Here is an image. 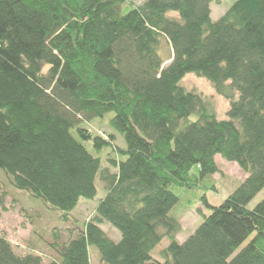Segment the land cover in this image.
Listing matches in <instances>:
<instances>
[{
  "label": "trees",
  "instance_id": "1",
  "mask_svg": "<svg viewBox=\"0 0 264 264\" xmlns=\"http://www.w3.org/2000/svg\"><path fill=\"white\" fill-rule=\"evenodd\" d=\"M215 2L0 0V170L9 186L65 221L95 198L99 175L108 189L82 230L62 240L54 228L48 264H93L90 246L98 264H264V198L248 207L264 189V0H237L214 22ZM189 73L230 101L227 119L182 84ZM109 113L114 132L87 126ZM108 147L105 167L98 155ZM218 154L247 177L220 205L205 197L211 213L180 243L179 192L218 173ZM9 196L0 181L1 211ZM0 264L45 262L1 233Z\"/></svg>",
  "mask_w": 264,
  "mask_h": 264
},
{
  "label": "rangeland",
  "instance_id": "2",
  "mask_svg": "<svg viewBox=\"0 0 264 264\" xmlns=\"http://www.w3.org/2000/svg\"><path fill=\"white\" fill-rule=\"evenodd\" d=\"M145 0H132L133 4H142ZM237 0H218L211 4L212 20L218 21L226 14L229 8ZM177 15V14H174ZM165 48L167 49L166 45ZM163 54L165 52L163 51ZM168 54V50H167ZM182 84L188 90H194L201 93L209 102L210 107L216 112L218 118L227 119L230 101L218 94L212 83L206 78H200L194 73H189L183 79ZM113 113H109L104 117H96L90 122L85 119L87 126L101 132L106 136L107 132L113 131L109 127V120ZM197 116L194 114L192 120ZM102 127V128H99ZM114 132V131H113ZM115 145L125 147L123 137L119 133H115ZM89 150L96 154L91 143H86ZM111 147L105 148L98 156L101 157L103 166L108 167L107 155L111 153ZM216 162L219 167V172L212 177L207 178L198 187L179 192L180 202L173 212L182 223V231L178 234L177 240L180 243L185 242L192 235L201 222L204 216L211 213V208L208 206H217L226 200L238 186L246 179L247 174L240 166L233 161H229L220 154L216 156ZM111 172H116L115 168H111ZM198 172V169H195ZM3 170H0V181L4 183L10 196L7 198V211L0 210V234L5 233L11 241L14 249L18 253H34L42 252L45 264H48L51 259L49 250V242L53 241V230L57 228L60 232L62 240L69 239L70 236L82 230L88 220L95 216L96 208L100 201L106 196L108 189L100 179L97 178V195L94 199H81L78 206L71 212L74 219L65 221L61 218V211L51 210L44 203L29 195L27 191L14 189L9 186L7 178L3 175ZM206 197L207 203L204 198ZM264 198V189L249 203V208L253 209ZM101 228L115 242L121 240V232L114 227L110 222L105 220ZM248 241L243 245L245 246ZM170 239L165 237L162 242L152 251V256L155 259L161 260L160 251L167 247ZM241 247V248H242ZM93 264L100 262V255L95 246L89 247Z\"/></svg>",
  "mask_w": 264,
  "mask_h": 264
}]
</instances>
